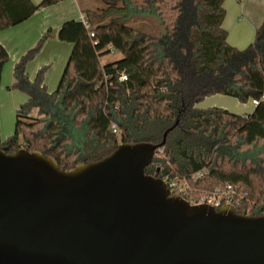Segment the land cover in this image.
Segmentation results:
<instances>
[{"label": "trees", "instance_id": "1", "mask_svg": "<svg viewBox=\"0 0 264 264\" xmlns=\"http://www.w3.org/2000/svg\"><path fill=\"white\" fill-rule=\"evenodd\" d=\"M64 0H0V31ZM224 0H101L83 9L90 22L68 20L46 31L14 65V84L28 95L15 130L0 149L53 156L63 169L101 159L121 141L160 143L147 174L187 178L198 193L232 183L246 191L239 213L264 212V21L244 49L227 42ZM160 19L159 32L145 29ZM94 33V36L91 33ZM50 37L73 44L57 89L50 93L43 66L34 80L28 62ZM113 47L121 58L103 64ZM10 56L0 43V84ZM127 80L121 81L122 74ZM253 99L252 113L198 107L207 96ZM119 128L114 133L112 125ZM204 172L200 178L194 175Z\"/></svg>", "mask_w": 264, "mask_h": 264}, {"label": "water", "instance_id": "2", "mask_svg": "<svg viewBox=\"0 0 264 264\" xmlns=\"http://www.w3.org/2000/svg\"><path fill=\"white\" fill-rule=\"evenodd\" d=\"M175 125L71 169L0 149V264H264V212L193 204L145 172Z\"/></svg>", "mask_w": 264, "mask_h": 264}, {"label": "crops", "instance_id": "3", "mask_svg": "<svg viewBox=\"0 0 264 264\" xmlns=\"http://www.w3.org/2000/svg\"><path fill=\"white\" fill-rule=\"evenodd\" d=\"M32 1L38 4L41 0ZM94 7H96L94 0H64L40 8L24 22L1 30L0 43L7 49L10 60L15 65L23 54L38 43L46 31L50 29L58 30L68 20L81 19L82 16H85L83 9ZM223 7L226 15L222 26L227 31V42L239 49L246 48L254 40L257 28L264 21V0H224ZM72 50V43L62 41L58 37L48 38L40 51L41 54L27 64V72L32 77L30 79L34 80L43 66L48 67L45 76L63 75ZM222 96L223 94L207 96L197 105L203 108H227L220 103L223 101ZM235 105L239 106L236 103ZM256 105L257 101L252 99L250 107L240 108L241 113H234L240 115L250 114Z\"/></svg>", "mask_w": 264, "mask_h": 264}, {"label": "rangeland", "instance_id": "4", "mask_svg": "<svg viewBox=\"0 0 264 264\" xmlns=\"http://www.w3.org/2000/svg\"><path fill=\"white\" fill-rule=\"evenodd\" d=\"M94 1L96 2V6L102 5L101 0H94ZM144 27L147 31H151L155 33L161 30L162 25L160 24V19L150 17V21L146 22ZM40 51H38L35 54L34 58L36 56H39V54H41ZM120 58H121L120 52L118 51L108 52L103 56H101L100 61L101 63L106 64L116 61ZM13 71H14V65L12 60L9 59V61L4 66L2 81L0 84V133L2 140L4 139L6 140L13 135L15 130L16 111L21 104H24L26 101H28V95L21 89L15 88L13 86L14 84ZM45 74L43 76V80L47 85V90L50 91V93H52L57 89L62 74L59 76H45ZM29 77L32 78L31 76ZM221 98H223L222 99L223 101L220 102L221 105H223L224 107L226 106L229 110L236 113L237 112L241 113L240 110L242 108L246 109L250 107L252 101V99H249L246 102L244 101L242 102L239 99L228 95L226 96L223 95ZM235 103L238 104L239 106H236Z\"/></svg>", "mask_w": 264, "mask_h": 264}, {"label": "built area", "instance_id": "5", "mask_svg": "<svg viewBox=\"0 0 264 264\" xmlns=\"http://www.w3.org/2000/svg\"><path fill=\"white\" fill-rule=\"evenodd\" d=\"M86 28L90 27V22L86 16H82L80 19ZM94 36V33H91ZM116 50L111 47L110 52H115ZM127 75L122 74L120 77L121 81L127 80ZM112 130L114 133L119 132V128L116 124L112 125ZM204 172H199L194 175V178L202 177ZM163 180L167 183L171 189L172 194L179 195L185 199L189 196L191 192L190 184L187 178H172L170 176H165ZM246 191L243 190L241 186H235L232 183H226L223 185H218L214 189L209 191H203L198 193L193 198V204H209L216 208H219L225 204H231L233 206H240V201L245 197ZM190 202V201H189Z\"/></svg>", "mask_w": 264, "mask_h": 264}]
</instances>
